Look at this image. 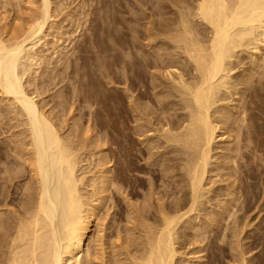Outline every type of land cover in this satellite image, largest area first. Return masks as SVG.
Here are the masks:
<instances>
[{
	"label": "bare ground",
	"instance_id": "6f19581e",
	"mask_svg": "<svg viewBox=\"0 0 264 264\" xmlns=\"http://www.w3.org/2000/svg\"><path fill=\"white\" fill-rule=\"evenodd\" d=\"M119 1L79 0L74 12L64 11L67 0L0 1L17 13L26 4L31 13L25 28L0 33V264L72 263L82 243L91 241V228L110 199L116 215L128 209L131 227L122 240L130 264H179V246L190 249L187 257L198 255L180 258V264H204V248L219 228L220 242L232 239L233 261L253 264L256 257L246 255L255 247L244 248L240 236L252 220L264 223V169L257 175L256 206L242 204L239 194L248 177L244 168L251 166L242 161L253 141L252 111L264 94V0H165L178 8L177 27L167 42L142 45L132 38L111 71L95 59L98 85L104 81L120 88L114 151L106 156L105 134H93L94 121L102 116L98 107L88 102L85 129L70 112L71 87L76 101L83 89L76 73L79 61L83 66L81 54L107 31L108 9L125 8L130 34L136 8L144 13L162 9L159 0L154 5ZM56 11L69 19L67 26L54 24ZM82 28L89 31L83 41L76 39L55 59L53 53L28 47L48 36L72 42ZM150 31L145 27V39L155 38ZM144 48L156 51L142 53ZM23 58L28 63L24 83L18 75ZM236 70L240 73L234 76ZM85 152L98 174L90 185L80 169ZM249 153L264 165V145ZM79 185L91 187V193L80 194ZM242 219L249 221L241 227ZM59 221L67 241L63 251ZM131 247L138 248L135 255ZM105 251L100 264H114Z\"/></svg>",
	"mask_w": 264,
	"mask_h": 264
},
{
	"label": "rangeland",
	"instance_id": "374dc122",
	"mask_svg": "<svg viewBox=\"0 0 264 264\" xmlns=\"http://www.w3.org/2000/svg\"><path fill=\"white\" fill-rule=\"evenodd\" d=\"M2 1V0H0ZM79 1V0H78ZM78 1H75L71 5V1L67 0L68 4L64 7V11L68 12V10H74L76 11ZM119 1V0H117ZM158 0H151L152 5L157 3ZM90 5L93 3L89 2ZM119 4L124 5V1L120 0ZM118 4V5H119ZM137 6V5H136ZM159 11L152 10V12L147 11L146 13L142 12L141 9L136 8L133 11V22H134V34H130L129 31L126 29V18H128V15L125 12V8L121 6H117L118 10L120 12L115 13L113 10L108 9L111 11V19H108V27L107 31L103 32L100 31L99 38L92 42L90 45H88V50L84 51L81 56L83 59V66H80L82 63L79 61L77 65L76 73L78 75H81V79L83 82V89L82 93L77 98V101L73 99V91L71 87V95L68 97L69 104L71 106L70 112L72 114H76L79 119V124L82 128H86L89 126L87 124V115H88V109H86V106H88V102H93L95 105L92 109H98L101 112V118L98 121H94V132L93 134H98L99 136L101 133L105 134V142L102 143V149L105 150V155L107 156L108 153H112L114 151V137H115V113H116V107H117V98L116 94L120 91V88L111 83L106 84L104 81V84H99L96 82V76H95V69L93 67V63L95 62V59H98L100 62H104L106 66H102L104 70L109 69L110 71L113 68V64L120 56H124L125 54V47L128 44V42L134 38L136 44H142L145 45L149 42H152L154 40V43L160 44L161 42L166 41L169 36V34L174 33L176 29V21L178 17L177 7H174L170 5L165 0H159ZM138 7V6H137ZM154 7V6H152ZM20 12L17 13V11L14 9V11H10L9 7L2 8L0 5V33L1 31H13L17 30L20 27L25 28L28 18L31 16V13L29 12V6L26 4H23L20 8ZM76 13V12H75ZM56 18L54 20V24L58 23L61 27L67 26L69 19H65L64 15L61 14V12L56 11L55 12ZM117 17L119 19L117 22H114L112 17ZM81 17V16H80ZM90 15L84 20L89 19ZM87 25V24H86ZM87 27V26H86ZM85 27V28H86ZM146 28H149L151 31L150 34L154 35V39H145L146 34L144 32ZM85 28H82V31L77 29L76 33L72 36V42L69 40V42H64L61 40V36H57L56 38H53L51 36H48L47 38H42L39 41H34L33 45H29L30 51H42L46 54L53 53L52 58L55 59L58 56V53L63 48L68 47V49H71L73 46V42L80 38L78 42L83 41L82 35L89 34V31L84 30ZM44 31H47V26H45ZM115 31V32H114ZM155 34H160L159 37ZM53 36V35H52ZM54 41H57L56 46H53ZM255 47H259V44H255ZM32 47V48H30ZM77 46H75L76 49ZM159 47V45H158ZM99 48H101V53H99ZM251 54H257L255 53V49H250ZM156 49H149L144 48L142 49V53H154ZM94 52V53H93ZM57 53V55H56ZM173 55H176L178 51H172ZM115 54V56H114ZM77 55V50L74 51V56ZM248 54H243L242 56L247 57ZM240 56V54H238ZM264 57V55H263ZM70 59H74L73 56L70 57ZM46 60V58H44ZM44 62H39L38 65L42 66ZM21 66L18 68V75L20 79H22V82H25L27 73H24L26 71V67L23 66L26 64L28 65L25 58L22 59ZM61 69V67H59ZM147 70V69H146ZM147 72V71H146ZM240 73V70H236L234 72V76L238 75ZM57 81V79H56ZM56 83V82H55ZM66 82L64 84H61L57 86V89L61 86H66ZM77 85H75L76 87ZM69 91V90H68ZM102 99L101 104L99 106H96L97 101ZM257 102V106L252 111L254 115V120L251 123V131L253 133L252 135V143L249 146V151L252 148L260 147L261 145H264V120L261 119L264 116V94H260L255 99ZM56 103L60 101V99L55 100ZM75 110V112H74ZM56 112H60L59 109L55 110ZM59 117H61L60 113H57ZM263 114V115H262ZM69 117V116H68ZM70 123H72L70 121ZM89 134V133H88ZM249 151H246L244 155L248 157L247 159H243L242 164L250 163L251 166L244 168V170H247L248 177L246 178V181L242 183L241 190H240V197L242 204L250 203V208H253L256 206V200H257V194L259 193L258 189V181H257V175L259 174V171L264 169V165L259 166L258 162H255L251 160V158L248 156L250 155ZM84 155L86 156L85 161L80 165V169L83 168V171L85 172L84 178L86 184L90 185L91 179L98 175L97 169L94 168V164L89 165L88 155L89 153L85 152ZM112 155V154H111ZM108 158V157H107ZM113 162V161H112ZM111 162V166L113 163ZM80 175V172L77 173V176ZM78 190L80 194L87 196V194L91 193L92 189L91 187L85 188V186H78ZM85 199L83 200V202ZM111 199L100 212V218L98 222H96L93 227L91 228V241L83 242L81 245V249L79 250V254L77 255V259L73 260L70 264H87L88 260L91 258L93 264H100L101 263V253L104 249H106V258L112 259L114 261V264H130L129 258L124 257V247L125 244L123 243L125 238V229L126 227H131V223L128 222V217L126 216V213L128 212V209L124 208L125 214L124 215H116V207L112 205ZM136 201L132 200L133 204ZM139 202V201H138ZM207 209H210V207H207ZM107 214L110 215V217H107ZM252 217V216H251ZM112 219L113 221L108 223L107 220ZM250 219V218H249ZM246 219L240 220V226L242 227L244 223L249 221ZM249 228H246L243 230V233L241 234V238L244 239L241 243L244 245V248L248 247L251 243L255 247L250 253L246 255L247 257L253 256L256 257L253 261V264H264V223L258 224V220H252L250 222ZM106 226L105 231L103 230ZM181 226V225H179ZM232 227V223L230 225ZM216 230V229H215ZM57 232L59 235V244L60 249L63 251L67 247V241L64 235L63 227L61 221L57 224ZM230 234V232H229ZM103 235H106V238L103 237ZM141 237L144 236V234H139ZM211 236H214L215 238L212 239V243H207L206 247L204 248V252L202 253L203 263L206 264H237L233 261V245L231 243V237L225 238L223 241L220 242V228L216 230V232H213L210 234ZM245 237H247L245 239ZM250 237V239H249ZM123 239V240H122ZM197 247V246H194ZM127 248V247H126ZM180 248V254L178 256L177 262L180 264V258H192V257H198V255L192 256L189 255L188 257L186 254L192 253L190 249L185 248V246H179ZM192 248V247H191ZM138 249L137 247H131L128 248V251H131V255H135V250ZM108 253H111L109 255ZM185 253V255H184ZM91 255V258L89 257ZM186 256V257H185Z\"/></svg>",
	"mask_w": 264,
	"mask_h": 264
}]
</instances>
